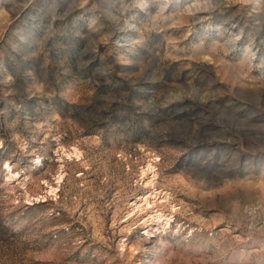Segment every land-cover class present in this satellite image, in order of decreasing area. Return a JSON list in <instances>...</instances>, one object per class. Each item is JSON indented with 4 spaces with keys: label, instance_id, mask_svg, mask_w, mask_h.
<instances>
[{
    "label": "rangeland",
    "instance_id": "374dc122",
    "mask_svg": "<svg viewBox=\"0 0 264 264\" xmlns=\"http://www.w3.org/2000/svg\"><path fill=\"white\" fill-rule=\"evenodd\" d=\"M0 264H264V0H0Z\"/></svg>",
    "mask_w": 264,
    "mask_h": 264
},
{
    "label": "bare ground",
    "instance_id": "6f19581e",
    "mask_svg": "<svg viewBox=\"0 0 264 264\" xmlns=\"http://www.w3.org/2000/svg\"><path fill=\"white\" fill-rule=\"evenodd\" d=\"M157 193H158V192H157ZM152 194H153V193H152ZM148 195H150V194L148 193ZM148 195H147V196H148ZM156 195H157V194H156ZM147 198H148V197H147ZM144 201H145V200H144ZM145 204H147V203H145Z\"/></svg>",
    "mask_w": 264,
    "mask_h": 264
}]
</instances>
